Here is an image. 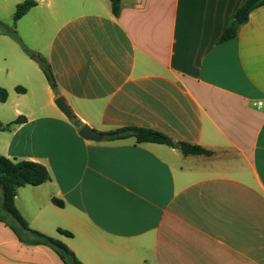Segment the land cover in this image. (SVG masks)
<instances>
[{"label": "crops", "instance_id": "0c3cea01", "mask_svg": "<svg viewBox=\"0 0 264 264\" xmlns=\"http://www.w3.org/2000/svg\"><path fill=\"white\" fill-rule=\"evenodd\" d=\"M35 1L16 26L34 58L0 33V86L13 121L27 119L3 132L0 154L51 176L17 192L29 227L82 264H264V6L221 42L248 0H122L117 17L110 0ZM124 128L213 154L105 140ZM0 264L64 262L0 222Z\"/></svg>", "mask_w": 264, "mask_h": 264}, {"label": "trees", "instance_id": "16d2710c", "mask_svg": "<svg viewBox=\"0 0 264 264\" xmlns=\"http://www.w3.org/2000/svg\"><path fill=\"white\" fill-rule=\"evenodd\" d=\"M121 3L122 0H110L112 12L116 17L120 14ZM37 5L38 3L35 0H26L19 4L13 18L14 24H17L20 19ZM261 6H264V0H248L233 16L221 42L236 37L240 27L248 22L250 13ZM0 33L18 42L28 56L32 58L35 57V54L22 43L15 28H9L0 21ZM44 72L52 89L56 90V82L51 68L46 66ZM17 90H19V88H17ZM7 100L8 91L0 86V102L6 103ZM26 122L27 119L23 116H20L15 121L8 124H3L0 121V132H10L13 127L23 125ZM104 138L106 141H120L133 138L137 144L153 143L165 145L179 149L184 156H211L213 154L211 151L200 146H193L184 142L176 143L166 135L151 129L124 128L104 134ZM50 180V173L42 164L31 161L11 160L0 154V187L2 188L0 207L15 220L16 225L13 223V225L11 223H6L1 218L0 222L8 224L20 240L32 245L50 247L59 255L64 264H82L66 245L42 232L31 229L15 205L19 189L27 186L38 187ZM53 203L62 206V203L58 200L54 199ZM59 232L70 237L72 236L68 232L62 230H59Z\"/></svg>", "mask_w": 264, "mask_h": 264}, {"label": "rangeland", "instance_id": "374dc122", "mask_svg": "<svg viewBox=\"0 0 264 264\" xmlns=\"http://www.w3.org/2000/svg\"><path fill=\"white\" fill-rule=\"evenodd\" d=\"M17 1H19L20 2L19 4H21L26 0H13V2L10 3L9 6L0 4V21L3 22L9 28H12V29L15 28V30H16L17 24H14L13 18H14V14L16 12L17 6H15L14 3H16ZM3 66H4V63L0 59V69H3ZM0 74H1L0 76H2V77L4 76L3 70L0 71ZM14 103L15 102H14L13 96L11 98H9L8 102H6V103L0 102V116L2 117L3 121H5V122L13 121L14 114L12 113V109H13L12 107L14 106ZM0 137L2 139H4L5 137L11 138V135L8 133L0 132ZM25 190H27V189H25ZM20 194H21V196H23L22 194H25V191L21 190ZM1 196H2V188L0 187V197ZM18 205L21 206L22 204L19 203V201H18ZM0 218L3 221H5L6 223H13L14 225H16L15 220H13L12 217H10L5 211H3V209L1 207H0ZM2 223H4V222H2ZM6 225L8 226V224H6Z\"/></svg>", "mask_w": 264, "mask_h": 264}, {"label": "water", "instance_id": "95a60500", "mask_svg": "<svg viewBox=\"0 0 264 264\" xmlns=\"http://www.w3.org/2000/svg\"><path fill=\"white\" fill-rule=\"evenodd\" d=\"M35 61L43 68L45 67L44 63L40 58H35ZM55 104L67 119L69 120L73 119V114L71 112V109L68 106V103L64 97L62 96L58 97L55 101ZM79 134L82 138L88 141L100 142L103 138L102 134L92 130L89 126H84L80 130Z\"/></svg>", "mask_w": 264, "mask_h": 264}, {"label": "built area", "instance_id": "2783aa9c", "mask_svg": "<svg viewBox=\"0 0 264 264\" xmlns=\"http://www.w3.org/2000/svg\"><path fill=\"white\" fill-rule=\"evenodd\" d=\"M259 105H262V103H260Z\"/></svg>", "mask_w": 264, "mask_h": 264}]
</instances>
